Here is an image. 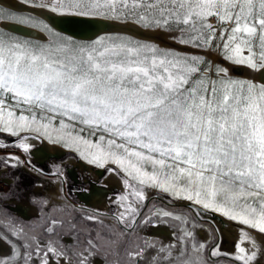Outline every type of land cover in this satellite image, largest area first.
<instances>
[{
    "label": "snow or ice",
    "instance_id": "snow-or-ice-1",
    "mask_svg": "<svg viewBox=\"0 0 264 264\" xmlns=\"http://www.w3.org/2000/svg\"><path fill=\"white\" fill-rule=\"evenodd\" d=\"M17 3L21 7L0 0V131L13 136L32 131L53 139L49 129L58 120L67 139L58 136L53 142L75 146L90 164L122 174L126 191L116 198L114 214L122 230L106 227L98 213L88 215L83 219L98 222L103 234L88 233L83 241L71 235L78 227L71 216L69 235L57 231L65 221L55 218L39 225L38 233L36 226L12 217L6 203L0 204V241L8 245L0 264H57V259L59 264H92L105 244L119 257L126 241L125 259L116 264H210L201 255L205 244L189 246L195 237L183 227L186 217L144 211L148 188L223 212L247 226L240 231L235 253L224 255L254 264L264 254L250 231L264 235V82L233 79L208 57L215 53L225 62L264 73V0ZM41 12L135 23L166 32L174 43L203 54L120 36L109 37V44L101 38L80 46L61 38L58 47L45 48L7 35L6 26L12 23L55 35L40 19ZM21 147L28 150L26 144ZM8 159L19 163L18 157ZM5 199L0 195V201ZM159 217H172L179 231L175 244L157 249L154 241L141 238L140 225L157 226L152 221ZM61 239L85 247L73 252ZM245 241H251L250 248L241 247ZM218 255V248L209 253Z\"/></svg>",
    "mask_w": 264,
    "mask_h": 264
},
{
    "label": "rangeland",
    "instance_id": "rangeland-1",
    "mask_svg": "<svg viewBox=\"0 0 264 264\" xmlns=\"http://www.w3.org/2000/svg\"><path fill=\"white\" fill-rule=\"evenodd\" d=\"M24 14L29 15L31 12L26 11ZM92 17L107 18L104 16ZM40 19L52 29V33L55 35L41 29L39 30L43 32V36L25 35L10 29H8L7 35L15 37L17 40L31 42L33 45L39 44L45 48L58 47L61 44V38L64 41H70L72 46H80L92 45L100 41L101 38H104L103 42L105 44H109V37L120 36L157 45L162 49L179 50L189 55L203 54L202 51L191 46H182L174 43L165 32L159 35V39L162 42L117 30L104 31L92 38H80L58 30L41 16ZM244 55H247V51L244 52ZM208 58L212 59L214 63L227 68L229 75L233 79L241 81L252 80L256 83L264 82L257 77V71H253L247 66L225 62L215 53ZM17 115H19L18 112ZM49 132L53 139L32 131L20 132L18 136L0 131V149L8 147L21 148L26 152L32 164L40 169L27 165L23 158L16 153L0 152V195L6 197L5 200L0 201V204L6 203L9 206V212L12 217L21 224L36 226L38 233L41 231L39 225H43L46 220L55 218L65 221L62 227L57 228V231L62 232L64 236L69 235L68 220L71 216L75 218L78 226L77 231L71 232V235L73 237L78 236L79 240L83 241L88 233L99 231L103 234L98 222H89L83 219L85 216L97 213L99 214V219L103 220L106 227L113 228L116 231L122 230L114 219V214L118 210L117 205L119 203L116 198L126 191L122 182L123 175L119 173L113 174L98 165L90 164L88 159L79 154L75 146L69 148L65 147L63 142H53L58 136H65V139H67L64 131L59 128L58 120L54 122V129H49ZM84 135L87 136V132ZM87 138L95 142L94 137ZM22 144L28 145L27 151L24 147H21ZM43 146L45 147V154L42 159H39L34 151ZM80 147L87 153L88 149L86 147L83 145H80ZM9 156L18 157L19 163H17L16 159L9 160ZM108 167L115 168L117 166L108 165ZM50 188H53L55 193H51ZM83 193L99 195L96 199H99L100 203L96 205L87 202L81 197ZM146 196L147 208L144 209L145 212H148L149 209L154 211L163 210L172 212L173 216L183 215L186 217L187 224L183 225V227L192 231L195 237L194 240L190 238L189 246L191 243L205 244L206 248L201 255L204 259L209 260L210 264H242L241 261L233 260L224 254L235 253L236 244L240 240V231L241 229L248 230L247 226L242 225L238 220L230 219L223 212L204 209L202 205L171 197L158 189L148 188ZM14 200L30 204L33 213L29 216L18 214L14 209L16 206ZM152 223L157 226L140 225V228L143 229V231H140L142 239L154 241L157 249L162 244H175L176 234L179 231L178 222L172 217H159L158 219L154 218ZM80 229H86L87 231L84 234H80ZM250 231L255 239L257 249L264 248V235L259 234L258 230L255 229ZM42 238L48 239L49 237L43 236ZM107 239L108 237L105 236V241ZM0 243L4 246V250H0V253L6 254L8 245L2 241ZM60 243L70 245L73 248V252L82 251L85 247L83 244H77L75 240L69 239H61ZM241 247L250 248L251 241H245L241 244ZM126 248H128L127 241L120 247L119 257H116L110 253L107 244H105L101 248L100 254L92 257V264H116L117 259L123 262ZM216 248H218L220 255L210 257V251ZM105 253H109L107 258H105ZM152 255H155V252ZM72 259L75 262V255H72ZM57 264H59L58 259ZM254 264H264V254H258Z\"/></svg>",
    "mask_w": 264,
    "mask_h": 264
},
{
    "label": "bare ground",
    "instance_id": "bare-ground-1",
    "mask_svg": "<svg viewBox=\"0 0 264 264\" xmlns=\"http://www.w3.org/2000/svg\"><path fill=\"white\" fill-rule=\"evenodd\" d=\"M6 5H12V6L14 5V6L21 7L20 5H18L17 0H6ZM39 16L43 17L45 20H47L51 25H53L57 29H60V28L66 29L67 27H74L76 31H79V33L83 35L81 37H84V38H88L90 37V35L97 34L99 32H104L105 30L107 31L117 30V31L129 32L131 34L142 36V37H147L150 39H156L162 42V40L159 39L160 37L159 35H161L163 31L148 30V29H145L143 27L136 25L135 23H123L119 20L110 19V18L74 15L75 16L74 18L76 19L78 18L77 19L78 21L74 19L76 21L74 23H69L68 21H66L65 23L61 24L60 23L61 20H65L66 17L72 16V15H59V14H55L51 12H41L39 13ZM6 27L7 29H10V30H13L15 32L22 33L25 35H30V36H35V37L44 35L43 32H41L39 29L31 28L29 26L19 25L16 23L9 24ZM256 75L259 79L264 81V73L257 71ZM44 148L45 147L43 146L34 151L37 158L42 159V156L45 154ZM49 190L51 193L52 192L55 193V190L53 188H50ZM98 196L99 195L97 194L95 195H88V193L81 194V197L84 200H86L89 203L96 204V205L100 203V200L96 199V197ZM15 203L17 204V206L15 207V210L20 215L29 216L30 214L33 213V211L31 210L30 204L26 202H22V201H15ZM3 248H4L3 244L0 243V250H4Z\"/></svg>",
    "mask_w": 264,
    "mask_h": 264
},
{
    "label": "water",
    "instance_id": "water-1",
    "mask_svg": "<svg viewBox=\"0 0 264 264\" xmlns=\"http://www.w3.org/2000/svg\"><path fill=\"white\" fill-rule=\"evenodd\" d=\"M75 16L74 15H72V16H68V17H66V19L65 20H61L60 21V23L62 24V23H65L66 21H68L69 23H74V22H76L74 19H76V18H74ZM78 19V18H77ZM76 19V20H77ZM78 21V20H77ZM58 30H60V31H62V32H65V33H68V34H70V35H73V36H76V37H80V38H82L81 36H83L82 34H80L79 33V31H76L75 29H74V27H67L66 29H62V28H60V29H58ZM105 31H107V30H105ZM99 33H101V32H99ZM98 34V33H97ZM97 34H93V35H90V37H88V38H92V37H94V36H96Z\"/></svg>",
    "mask_w": 264,
    "mask_h": 264
},
{
    "label": "trees",
    "instance_id": "trees-1",
    "mask_svg": "<svg viewBox=\"0 0 264 264\" xmlns=\"http://www.w3.org/2000/svg\"><path fill=\"white\" fill-rule=\"evenodd\" d=\"M6 151L20 155L23 158V160L27 163V165L40 170L39 168H37L36 166L32 164L28 155L23 149L18 148V147H11V148L8 147V148L0 149V152H6Z\"/></svg>",
    "mask_w": 264,
    "mask_h": 264
},
{
    "label": "flooded vegetation",
    "instance_id": "flooded-vegetation-1",
    "mask_svg": "<svg viewBox=\"0 0 264 264\" xmlns=\"http://www.w3.org/2000/svg\"><path fill=\"white\" fill-rule=\"evenodd\" d=\"M15 205L17 206V204H16V203H15ZM16 206H15V207H16ZM15 207H14V209H15ZM15 211H16V210H15ZM16 212H17V211H16ZM17 213H18V212H17ZM18 214H19V213H18Z\"/></svg>",
    "mask_w": 264,
    "mask_h": 264
}]
</instances>
